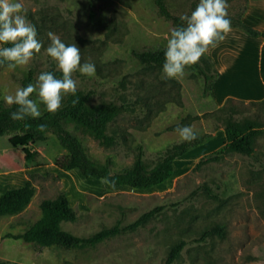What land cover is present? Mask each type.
<instances>
[{
    "label": "rangeland",
    "instance_id": "374dc122",
    "mask_svg": "<svg viewBox=\"0 0 264 264\" xmlns=\"http://www.w3.org/2000/svg\"><path fill=\"white\" fill-rule=\"evenodd\" d=\"M28 21L37 29L44 47L29 65L9 70L0 67V99L22 88L28 70L34 83L42 72L59 71L46 54L48 33L81 50V63L95 65L94 76L76 72L77 88L94 91L90 104L102 101L124 106L109 124L122 137L114 146L102 144L84 128H68L82 141L89 155L112 172L131 166L137 146H144L145 162L156 164L160 152L181 142L176 126L191 121L193 130L209 135L206 143L192 148L174 162V174L149 189L112 186L104 179L85 177L78 169L62 170L56 161L66 153L50 132L43 141L27 134L0 136V150L9 153V174L0 176V194L32 180L37 191L29 205L15 215L0 216V261L7 264H165L171 248L187 244L174 264H264V82L259 71L257 43L237 24L246 0H227L233 29L200 63L226 67L214 92L203 94L205 80L194 67L180 79H168L163 65L146 66L133 50H155L167 45L171 20L163 17L153 0H22ZM172 14L190 15L199 0H166ZM214 69L211 68L210 72ZM236 94L235 115L263 125L254 155L224 151L226 94ZM68 96L62 101L66 103ZM263 98V99H262ZM34 100L39 109L46 106ZM243 100V102H242ZM250 101H258L252 104ZM220 102H223L220 104ZM21 149L22 152L19 150ZM18 151V152H17ZM5 168V167H4ZM66 191L78 213L62 228L81 237L115 226L125 227L157 206L163 210L145 225L123 231L95 245L79 248L41 247L11 235L24 232L42 216L41 203ZM224 228L202 240L205 231ZM198 240V241H197Z\"/></svg>",
    "mask_w": 264,
    "mask_h": 264
},
{
    "label": "trees",
    "instance_id": "16d2710c",
    "mask_svg": "<svg viewBox=\"0 0 264 264\" xmlns=\"http://www.w3.org/2000/svg\"><path fill=\"white\" fill-rule=\"evenodd\" d=\"M159 13L168 20H171L175 27L182 25L180 16L172 14L168 8L166 0H153ZM247 4V0H246ZM245 11V10H244ZM243 16V15H242ZM244 28L251 35L257 36L258 31L246 25L242 18L237 24ZM4 47L10 45H3ZM166 46L155 50H133V55L144 65H163L165 62ZM208 66H203L200 62L192 66L200 71L204 76L205 85L203 94L209 96L212 93L213 85L218 78V72L214 68L211 59ZM6 66V65H5ZM2 67V66H0ZM213 68L214 71L210 72ZM48 72L54 73L57 78H62L60 71L51 69ZM29 83H34V72L28 70L22 79V87H27ZM76 96L69 95L66 103L57 114H51L45 109L38 119L26 118L24 121H14L11 113L17 110V106L5 105L0 99V136L6 134L22 133L27 134L33 142L47 139L48 133L52 132L66 150L56 164L62 170L78 169L85 177L96 179L107 178L108 181H115L116 186H129L134 189H149L166 182L174 174V162L189 152L192 148L207 142L209 135L198 134L195 141L179 142L171 145L165 151L160 152L156 164L149 167L145 162L144 146H137V153L133 164L121 171L112 172L108 166L98 164L87 152L80 138L75 135L68 125L73 123L76 127L84 128L107 146L117 145L121 140L117 131L110 132L109 124L124 110V106L108 101H102L96 105H91V97L94 91L86 88H77ZM35 93L32 95L34 98ZM79 97V103L73 106L72 101ZM236 100L233 97L227 98L225 104L218 110L224 113V133L226 137L225 146L218 150L216 154L224 151L238 152L247 155L256 153L255 143L258 135L262 132L263 125L259 121L248 117L235 115L238 109ZM243 102V100H242ZM252 104L258 101H250ZM264 99L259 103H263ZM198 117H193L192 120ZM185 122L183 126H189L191 121ZM44 123L47 125L44 132L37 131V125ZM26 125H30L27 127ZM178 126H176L177 128ZM37 187L30 179L23 186L10 188L0 194V216L15 215L22 212L35 196ZM164 206H157L144 212L131 224L125 227L115 226L96 232L90 237H81L62 228L63 221H75L78 213L71 205L66 191H61L54 199H44L41 203L42 216L29 226L24 232L11 235L16 239H22L29 243H35L41 247H63L79 248L87 245H95L111 236H115L123 231L134 230L145 225L151 218L163 210ZM219 233L224 235V228L217 227L207 230L202 235V240L208 236ZM198 241V240H197ZM185 241L176 243L170 250L165 264H174L186 246ZM0 264H7L0 261Z\"/></svg>",
    "mask_w": 264,
    "mask_h": 264
},
{
    "label": "clouds",
    "instance_id": "9594fccd",
    "mask_svg": "<svg viewBox=\"0 0 264 264\" xmlns=\"http://www.w3.org/2000/svg\"><path fill=\"white\" fill-rule=\"evenodd\" d=\"M228 8L227 0H199L190 15L180 16L182 25L171 29L167 38L163 64L166 78H183L186 68L197 65L210 49L216 48L227 38L232 31ZM47 35L50 44L46 54L57 63L62 78H57L52 72H42L35 84L17 88L14 95H5V102L9 106H17V110L11 113L14 121L41 117L39 104L31 98L34 93L49 113L57 114L64 97L77 94L73 74L95 75L94 64L81 63V50L76 44L66 45L52 32ZM43 47V43L37 39V29L26 17L22 0H0V66L6 65L9 70L27 66L41 53ZM77 103L79 97L72 101L73 106ZM46 127V124L41 123L37 125V131L44 132ZM176 131L182 142L191 143L198 139V134L191 126H178ZM104 182L115 186V181H108L107 178Z\"/></svg>",
    "mask_w": 264,
    "mask_h": 264
},
{
    "label": "crops",
    "instance_id": "0c3cea01",
    "mask_svg": "<svg viewBox=\"0 0 264 264\" xmlns=\"http://www.w3.org/2000/svg\"><path fill=\"white\" fill-rule=\"evenodd\" d=\"M242 21L250 26L251 28H253L254 30L258 31L259 34L257 36L251 35L250 33H248L244 28V30L247 32L248 36L247 37V41L252 42V43H257L258 44V49L260 52V57H259V65H258V69L259 71L262 72V76H263V82H264V0H247V5L245 8V11L243 13L242 16ZM235 28H232V30ZM214 62V61H212ZM214 64V63H213ZM226 69L225 66H223L222 68H219V70H216L218 72V78L221 77V75L223 74L224 70ZM217 78V80H218ZM216 80V81H217ZM215 81V83H216ZM215 83L213 85V92H214V86ZM264 84V83H263ZM229 97H234V98H239L240 96L236 95V94H226L224 96V101L227 100V98ZM264 98V95H263ZM262 98V99H263ZM223 102H220V104H222ZM20 152L21 149L19 150ZM18 152V151H17ZM9 153H5L4 149L0 150V176H3L4 174H9L10 172H12L13 168H7L9 167ZM5 167V168H4Z\"/></svg>",
    "mask_w": 264,
    "mask_h": 264
}]
</instances>
